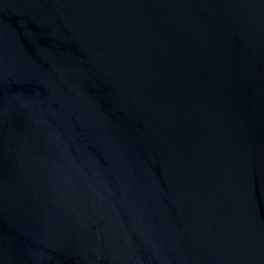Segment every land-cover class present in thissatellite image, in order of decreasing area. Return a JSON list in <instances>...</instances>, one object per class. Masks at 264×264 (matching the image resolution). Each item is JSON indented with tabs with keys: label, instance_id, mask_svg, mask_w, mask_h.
I'll use <instances>...</instances> for the list:
<instances>
[{
	"label": "water",
	"instance_id": "95a60500",
	"mask_svg": "<svg viewBox=\"0 0 264 264\" xmlns=\"http://www.w3.org/2000/svg\"><path fill=\"white\" fill-rule=\"evenodd\" d=\"M0 264H264V0H0Z\"/></svg>",
	"mask_w": 264,
	"mask_h": 264
}]
</instances>
